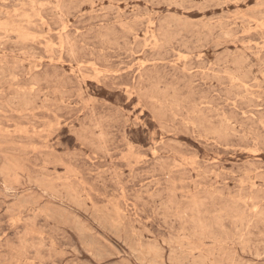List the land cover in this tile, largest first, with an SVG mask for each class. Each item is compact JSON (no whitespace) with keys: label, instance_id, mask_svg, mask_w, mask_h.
Wrapping results in <instances>:
<instances>
[{"label":"rangeland","instance_id":"obj_1","mask_svg":"<svg viewBox=\"0 0 264 264\" xmlns=\"http://www.w3.org/2000/svg\"><path fill=\"white\" fill-rule=\"evenodd\" d=\"M0 25V264H264V0Z\"/></svg>","mask_w":264,"mask_h":264},{"label":"bare ground","instance_id":"obj_2","mask_svg":"<svg viewBox=\"0 0 264 264\" xmlns=\"http://www.w3.org/2000/svg\"><path fill=\"white\" fill-rule=\"evenodd\" d=\"M30 4H31V2H29ZM32 4H34L33 2H32ZM43 4V3H42ZM44 5V4H43ZM15 12V11H14ZM17 12V11H16ZM14 14V13H13ZM27 16V15H26ZM262 17V16H261ZM24 18V17H23ZM32 20V19H31ZM254 22V21H253ZM260 23V22H259ZM257 25V24H256ZM1 26V25H0ZM4 26V25H3ZM6 26V25H5ZM9 26H7V28H8ZM248 27H249V25H248ZM5 28V27H4ZM64 28V27H63ZM18 29V28H17ZM6 33H7V31H5ZM23 32H25V31H23ZM18 33V32H17ZM14 34V33H13ZM25 36V35H24ZM26 37H28V36H26ZM33 36H31V38H32ZM1 38V37H0ZM66 38V37H65ZM34 39V38H33ZM35 40V39H34ZM67 41V40H66ZM26 42V41H25ZM68 45V44H67ZM69 46V45H68ZM70 51H71V49H70ZM208 72V71H207ZM15 79V78H14ZM235 79V78H234ZM236 80V79H235ZM86 93V92H85Z\"/></svg>","mask_w":264,"mask_h":264}]
</instances>
